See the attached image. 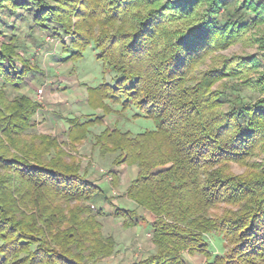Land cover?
<instances>
[{
    "label": "trees",
    "instance_id": "16d2710c",
    "mask_svg": "<svg viewBox=\"0 0 264 264\" xmlns=\"http://www.w3.org/2000/svg\"><path fill=\"white\" fill-rule=\"evenodd\" d=\"M18 10L42 33L59 29L62 61L93 46L116 80L92 89L100 103L134 106L153 123L138 133L104 129L93 144L113 165L137 169L125 190L134 208L116 209L125 228L138 226L137 210L151 217L155 252L135 264H186L184 253H200L204 264H264V161L250 163L264 151V73L240 82L258 90L244 103L212 88L251 73L256 59L198 69L264 24L261 0H0V264H89L114 250L90 207L110 205L107 191L53 138L25 135L35 102L4 96L30 70L16 35L4 33L7 19L23 18ZM258 43L264 51V35ZM92 122L68 120V137L84 138ZM233 164L248 171L235 175ZM211 236L222 238L221 254L211 251Z\"/></svg>",
    "mask_w": 264,
    "mask_h": 264
},
{
    "label": "rangeland",
    "instance_id": "374dc122",
    "mask_svg": "<svg viewBox=\"0 0 264 264\" xmlns=\"http://www.w3.org/2000/svg\"><path fill=\"white\" fill-rule=\"evenodd\" d=\"M56 1L49 0L50 3ZM79 6L80 4H76V7ZM18 11L23 18L20 21L13 17L7 19L11 26L5 28L4 33L16 35L17 50L26 56L30 70L24 76L22 87L17 91L6 88L4 96L6 100L12 101L15 97L23 95L35 102L38 110L33 117V126L25 131V135L31 138L46 136L53 138L62 145L68 161L76 162L81 173L85 172L88 179L107 191L110 205L101 199L97 205L91 204L90 207L98 212L95 220L100 225L99 231L103 243L110 238L114 250L98 261H89V264L138 263L155 252L149 229L151 217L147 212L137 210L140 215V217L138 215V226L125 228L116 215L117 208H134V205L126 199L125 190L135 178L137 169L135 166L113 165V157L104 152L99 153V149L93 144L94 138L104 129L112 131L117 127L138 133L152 130L153 123L134 106L121 110L120 104H113L109 100L100 103L99 96L92 89L102 83L111 85L116 80H114L115 74L103 68L101 61L95 58L96 50L93 46L90 45L78 61L70 59L62 61L60 59L66 55L61 49L60 39L58 40V36L53 34L59 29L42 33L37 28H33L24 17L22 10ZM75 22L76 18L73 16L72 24ZM262 35H264V24L249 26L248 32L237 43L208 56L199 65L198 69L204 71L214 66L215 60L233 56L253 57L258 61L260 66L241 77L242 80L227 77L213 86V90L225 92L230 96L231 102L238 100L246 103L258 97L256 88H250L240 82L248 78L253 83L257 80L258 74L264 73V51L258 43ZM69 40V38L63 40L65 46H68ZM228 104H225L224 108H227ZM71 119H75L78 123L95 119L96 122L88 125L84 138L75 141L68 137L67 132L68 120ZM262 161H264V151L252 158L250 163ZM230 171L235 175H242L248 171V168L233 164ZM208 242L212 252L221 254L225 249L223 240L219 236L209 237ZM183 258L186 264H204L205 260L200 253L191 255L184 253Z\"/></svg>",
    "mask_w": 264,
    "mask_h": 264
}]
</instances>
